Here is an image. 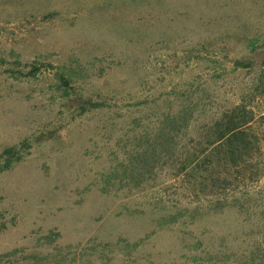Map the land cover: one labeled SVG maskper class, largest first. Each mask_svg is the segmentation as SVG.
<instances>
[{"label": "rangeland", "instance_id": "1", "mask_svg": "<svg viewBox=\"0 0 264 264\" xmlns=\"http://www.w3.org/2000/svg\"><path fill=\"white\" fill-rule=\"evenodd\" d=\"M241 100L260 151L208 195L180 163ZM6 148L0 264H264V0H0Z\"/></svg>", "mask_w": 264, "mask_h": 264}, {"label": "trees", "instance_id": "2", "mask_svg": "<svg viewBox=\"0 0 264 264\" xmlns=\"http://www.w3.org/2000/svg\"><path fill=\"white\" fill-rule=\"evenodd\" d=\"M36 71L37 68L33 67L30 69L29 73L34 74ZM184 111L183 107H180L176 115L169 114L163 118L162 124L169 123L173 127L178 125L177 129L184 128L188 130L189 121L183 116ZM253 121L254 112L244 103V100L216 113L208 122L205 127V132L202 135L207 139L204 147L199 153L194 151L180 163L181 171L186 172V174L189 173V177L195 180L207 179L209 181L207 184L210 189L208 195H213L214 193L219 195L222 190L228 189L229 178L223 175L222 172L218 170V167L222 163L226 164V161L232 163L226 164L228 169L232 166L237 167L240 165L239 162L244 164L245 160L251 157L252 153L256 154L260 151L258 143L253 142L255 139V136L252 134ZM159 131H161V138L167 137L165 127H160ZM167 144L168 141L164 138L161 145L164 146ZM12 154V148H6L3 151V155L6 156V159L3 164L0 163V170L8 167L12 159ZM199 183H201V181ZM54 235L57 234L49 232L44 235L41 240L43 239L48 243V241L50 242L53 239L52 237ZM19 252V250L6 252L0 256V261L2 259L15 257ZM62 252L63 249L54 248L53 252L50 250L46 253H28L24 254V257L28 264H64V259L61 257ZM68 254L69 253H66V255ZM71 254L73 255L71 259L73 263L76 261L78 255L73 252ZM5 262L7 264L9 263L8 260Z\"/></svg>", "mask_w": 264, "mask_h": 264}]
</instances>
